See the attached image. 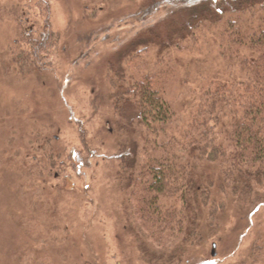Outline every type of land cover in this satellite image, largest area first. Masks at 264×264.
<instances>
[{
    "label": "rangeland",
    "instance_id": "rangeland-1",
    "mask_svg": "<svg viewBox=\"0 0 264 264\" xmlns=\"http://www.w3.org/2000/svg\"><path fill=\"white\" fill-rule=\"evenodd\" d=\"M153 1L0 0V264H239L255 245L264 246V206L238 211L218 192L212 199L224 209L216 210L213 226L204 210L199 243L183 244L176 233L161 241L168 249H158L121 218L120 145L138 143L142 128L135 120L116 124L121 112L107 70L109 63L121 70L134 42L177 31L181 13L163 28L170 7L158 6L152 21L142 18L139 8ZM38 2L50 8L48 15ZM13 4L27 30L49 25L58 35L48 70L23 79L5 53L17 33L6 10ZM149 20L154 27L146 32L142 23ZM199 31L172 55L167 97L178 119L194 112L199 85L225 77L213 25ZM152 52L138 62L154 63ZM194 172L216 182L209 164Z\"/></svg>",
    "mask_w": 264,
    "mask_h": 264
},
{
    "label": "trees",
    "instance_id": "trees-1",
    "mask_svg": "<svg viewBox=\"0 0 264 264\" xmlns=\"http://www.w3.org/2000/svg\"><path fill=\"white\" fill-rule=\"evenodd\" d=\"M43 3L38 2L40 12L48 15ZM158 6L171 8L165 30L177 22L176 13L182 14L177 31L134 42L122 55L121 70L109 63L107 77L114 107L121 112L116 124L135 120L142 128L138 143L120 145L115 176L121 182V218L144 243L168 249L161 241L176 233L183 244L202 240L198 222L204 210L213 226L216 210L225 206L212 199L217 192L238 211L264 206V0H155L138 13L151 20ZM6 10L17 32L5 52L8 65L21 79L48 70L58 35L49 25L27 30L18 5ZM150 20L142 23L146 32L154 27ZM206 25H213L212 42L225 77L199 85L202 95L194 112L178 119L167 97L168 79L175 73L172 55ZM154 49V63L138 62L139 55ZM201 164L217 172L216 182L195 175ZM239 264H264V246L255 245L252 257Z\"/></svg>",
    "mask_w": 264,
    "mask_h": 264
}]
</instances>
